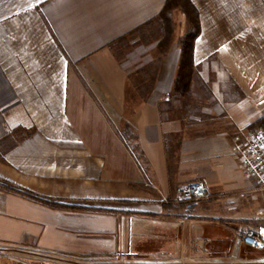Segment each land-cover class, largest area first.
<instances>
[{
    "label": "crops",
    "instance_id": "obj_1",
    "mask_svg": "<svg viewBox=\"0 0 264 264\" xmlns=\"http://www.w3.org/2000/svg\"><path fill=\"white\" fill-rule=\"evenodd\" d=\"M165 1L0 0V262L264 264L241 241L264 224V205L247 215L264 193L232 150L264 116V0H191L195 111L173 95L185 17L161 56L113 49ZM153 55L150 88L130 96ZM194 180L208 198L175 202Z\"/></svg>",
    "mask_w": 264,
    "mask_h": 264
},
{
    "label": "trees",
    "instance_id": "obj_2",
    "mask_svg": "<svg viewBox=\"0 0 264 264\" xmlns=\"http://www.w3.org/2000/svg\"><path fill=\"white\" fill-rule=\"evenodd\" d=\"M176 10L184 14L187 27L183 35L178 39V46L180 47L181 54L177 73L174 79L173 92L178 97H184L186 101L190 99L191 81L195 78L198 79V76L194 70L193 54L195 40L200 34V19L199 12L195 4L191 0H166L157 16L152 20L146 22L145 24H157L159 30L163 32L161 39L157 43L159 55L161 56L166 52L172 39V34L174 31L173 13ZM138 28L130 31L129 33H132ZM125 36L126 35L120 37L119 39H122ZM258 124L264 125V116L260 117L257 120V125ZM124 133L126 138L131 137L129 139H133L132 133H130L128 130H126V132L124 131ZM12 191L24 195L35 201L48 204L49 206L58 207V205L54 202L45 201L44 199L32 196L31 194H27L26 192H23L21 190Z\"/></svg>",
    "mask_w": 264,
    "mask_h": 264
},
{
    "label": "built area",
    "instance_id": "obj_3",
    "mask_svg": "<svg viewBox=\"0 0 264 264\" xmlns=\"http://www.w3.org/2000/svg\"><path fill=\"white\" fill-rule=\"evenodd\" d=\"M232 150L243 172L250 175L255 188L264 193V125L255 130L236 133L232 139ZM208 198V187L203 180L180 183L176 186L173 200L177 203L196 204ZM261 215L262 211H258ZM241 241L250 248H264V224L242 234ZM9 264H31L22 258H13Z\"/></svg>",
    "mask_w": 264,
    "mask_h": 264
},
{
    "label": "rangeland",
    "instance_id": "obj_4",
    "mask_svg": "<svg viewBox=\"0 0 264 264\" xmlns=\"http://www.w3.org/2000/svg\"><path fill=\"white\" fill-rule=\"evenodd\" d=\"M173 19H174L173 20L174 32L175 33L181 32L184 26V14L182 12L176 13L175 18L173 15ZM162 35L163 32L159 30L157 24H152V25L144 24L141 27H139L137 30L126 35L124 38L116 40V42L113 44V49L115 50L118 56L137 55L136 58H139L140 56L144 57L146 55H149L150 52L149 48H147V45L158 43ZM157 58L158 56H154L153 61L149 64L150 67L148 65V68L146 70L144 67H142L138 69V71L135 72L134 75L132 74L133 76L130 79V81H132L131 86L128 88V93L130 96H132L133 94L138 95L140 93H145L150 88L151 77L154 76V72L156 70V64L158 62ZM173 95L175 97H178L174 94V92ZM195 102L196 101L193 102L190 99L186 100V104H188L187 108H189L191 111H195L196 108L198 107L195 104ZM253 124L252 127L251 126L249 127V130H255V128L258 125H260V124L257 125V121L254 122ZM260 198L262 199V197L259 196L257 197L258 202L253 199L249 200L248 214H247L249 216L248 217L249 220L253 217L256 210L260 206L264 205L263 201ZM22 256L29 259L31 264H71V262H69L70 259H64L68 257L60 256L61 259H56L55 255H50L44 252H35V254H24ZM7 263L8 262H5L3 260L2 262H0V264H7Z\"/></svg>",
    "mask_w": 264,
    "mask_h": 264
}]
</instances>
